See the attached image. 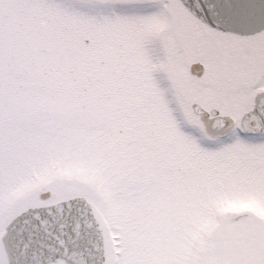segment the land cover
<instances>
[{"label":"rangeland","instance_id":"rangeland-1","mask_svg":"<svg viewBox=\"0 0 264 264\" xmlns=\"http://www.w3.org/2000/svg\"><path fill=\"white\" fill-rule=\"evenodd\" d=\"M262 91L264 30L180 0H0V264L17 214L71 197L103 264H264V132L239 126Z\"/></svg>","mask_w":264,"mask_h":264},{"label":"water","instance_id":"water-1","mask_svg":"<svg viewBox=\"0 0 264 264\" xmlns=\"http://www.w3.org/2000/svg\"><path fill=\"white\" fill-rule=\"evenodd\" d=\"M199 20L224 32L240 35L264 29V0H181ZM206 127L216 133L231 121L217 110L205 112L193 105ZM212 119H207L208 115ZM242 129L257 134L264 129V93L240 120ZM8 264H49L60 258L67 264H102V242L89 204L74 198L44 208L29 209L14 218L2 238Z\"/></svg>","mask_w":264,"mask_h":264},{"label":"trees","instance_id":"trees-1","mask_svg":"<svg viewBox=\"0 0 264 264\" xmlns=\"http://www.w3.org/2000/svg\"><path fill=\"white\" fill-rule=\"evenodd\" d=\"M71 74V73H70ZM68 76H70V75H68Z\"/></svg>","mask_w":264,"mask_h":264},{"label":"bare ground","instance_id":"bare-ground-1","mask_svg":"<svg viewBox=\"0 0 264 264\" xmlns=\"http://www.w3.org/2000/svg\"><path fill=\"white\" fill-rule=\"evenodd\" d=\"M241 118V117H240Z\"/></svg>","mask_w":264,"mask_h":264}]
</instances>
